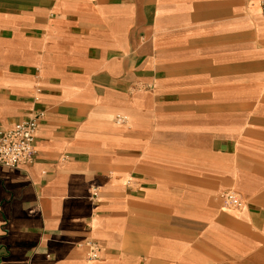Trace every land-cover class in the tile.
I'll return each instance as SVG.
<instances>
[{"label":"crops","instance_id":"1","mask_svg":"<svg viewBox=\"0 0 264 264\" xmlns=\"http://www.w3.org/2000/svg\"><path fill=\"white\" fill-rule=\"evenodd\" d=\"M37 113L0 264H264L258 0H0V132Z\"/></svg>","mask_w":264,"mask_h":264},{"label":"built area","instance_id":"2","mask_svg":"<svg viewBox=\"0 0 264 264\" xmlns=\"http://www.w3.org/2000/svg\"><path fill=\"white\" fill-rule=\"evenodd\" d=\"M258 2L264 17V0H258ZM43 118L42 113H37L13 129L0 132V166L17 170L34 163L37 156L36 133ZM124 121L123 118H118V122ZM221 198L227 208L240 209L244 207L242 198L234 192H225ZM100 253L101 250L96 245H90V259H97Z\"/></svg>","mask_w":264,"mask_h":264}]
</instances>
